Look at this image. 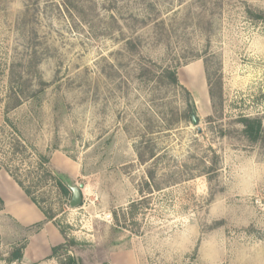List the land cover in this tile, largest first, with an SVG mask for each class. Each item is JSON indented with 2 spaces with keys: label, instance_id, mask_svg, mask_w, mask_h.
Wrapping results in <instances>:
<instances>
[{
  "label": "rangeland",
  "instance_id": "obj_1",
  "mask_svg": "<svg viewBox=\"0 0 264 264\" xmlns=\"http://www.w3.org/2000/svg\"><path fill=\"white\" fill-rule=\"evenodd\" d=\"M249 12L264 0H0V171L69 214L41 164L77 160L95 241L68 243L88 264L122 235L138 264H264V145L239 121L264 127V24ZM27 235L0 204V264H25L10 257Z\"/></svg>",
  "mask_w": 264,
  "mask_h": 264
},
{
  "label": "crops",
  "instance_id": "obj_2",
  "mask_svg": "<svg viewBox=\"0 0 264 264\" xmlns=\"http://www.w3.org/2000/svg\"><path fill=\"white\" fill-rule=\"evenodd\" d=\"M44 165H48L51 174L63 177L69 189L80 185V179H84L81 165L61 150L53 151L48 163ZM68 197L70 202L71 189ZM0 198L3 200L5 213L28 233L22 259L25 264H61L68 259H76L79 264H88V260H84L72 246L65 252V256L51 258L53 248L71 239L84 238L86 243H94L95 218L91 215L87 216L84 207L70 208L71 213H60L48 220L43 209L31 200L15 179L9 173L2 171H0ZM75 220L86 225L76 231L73 229ZM38 224L42 225L37 229L35 226ZM117 240L110 246L103 244L102 248H96L89 264H138V255L129 237L122 235ZM98 250H101L102 259L97 253Z\"/></svg>",
  "mask_w": 264,
  "mask_h": 264
},
{
  "label": "trees",
  "instance_id": "obj_3",
  "mask_svg": "<svg viewBox=\"0 0 264 264\" xmlns=\"http://www.w3.org/2000/svg\"><path fill=\"white\" fill-rule=\"evenodd\" d=\"M249 15H251V19H253L254 21H258L264 24V13H252L249 12ZM207 74V73H206ZM165 80H168L170 82V84L175 85V86H179L180 85V80L178 78L177 72L175 69H171V68H167L163 71V76H162ZM208 83L209 86L211 87V78L208 76ZM44 91V90H42ZM41 93V92H39ZM38 93V95H39ZM212 99H214V93L213 90H210ZM188 98H189V102H188V110L186 112L183 113L184 117H189L191 112L195 111V105H194V101L193 98H191V95L188 94ZM22 105L21 100H17L12 109H16L18 107H20ZM240 123L243 125V135L248 138L250 141L252 142H260L264 145V127L262 125V122L259 121L258 119H252V118H248V117H243L240 120ZM150 157H153V154H150ZM139 158L141 160L142 163H146L147 160H145V157L141 154L139 155ZM149 159V158H148ZM44 163H48V160H45ZM44 164H41V167ZM46 170V169H45ZM46 172H48L46 170ZM50 172H48L49 174ZM148 177L150 180H154L155 177V172L154 171H149L148 172ZM13 178L15 179V181L25 190L26 194L31 198V200L37 204L41 209H43V212L45 213L46 217L48 220H51L55 217V214L51 213L50 211L45 210L40 202L33 196V193L31 192L30 188H27L24 186L23 183H21L19 180H17L14 176ZM46 178H51L54 179L56 186L59 187V189L61 190L62 194L66 197H68L70 195V189L67 185L66 180L63 177H58L55 176L53 174H49V176ZM0 204L2 205V207H4V203L3 200L0 198ZM42 224H38L37 226H35L37 229L41 227ZM70 245L68 242H66L63 245L57 246L55 248H53V254L51 256V258L53 257H59L61 255H64L65 252L69 249ZM25 249V244L23 246H21V248H19L18 250H15L12 252L11 257H10V261H19L23 259V251ZM61 264H79V262L76 259H68V261L66 262H62Z\"/></svg>",
  "mask_w": 264,
  "mask_h": 264
},
{
  "label": "water",
  "instance_id": "obj_4",
  "mask_svg": "<svg viewBox=\"0 0 264 264\" xmlns=\"http://www.w3.org/2000/svg\"><path fill=\"white\" fill-rule=\"evenodd\" d=\"M191 118H192L193 125L199 127V120H198V117H197L195 111L192 112ZM199 133H201V129L200 128H199ZM82 188H83L82 185L70 187V189L72 191V197H71V200L69 202V205L73 209L78 208V207H80L82 205V202H83Z\"/></svg>",
  "mask_w": 264,
  "mask_h": 264
},
{
  "label": "built area",
  "instance_id": "obj_5",
  "mask_svg": "<svg viewBox=\"0 0 264 264\" xmlns=\"http://www.w3.org/2000/svg\"><path fill=\"white\" fill-rule=\"evenodd\" d=\"M82 197H83V203L82 205L85 203V200H86V193H85V189L82 188ZM106 219H112V215L111 214H108L106 216Z\"/></svg>",
  "mask_w": 264,
  "mask_h": 264
}]
</instances>
